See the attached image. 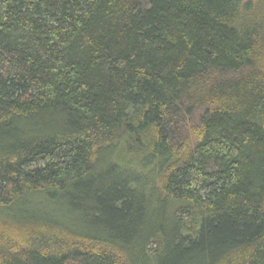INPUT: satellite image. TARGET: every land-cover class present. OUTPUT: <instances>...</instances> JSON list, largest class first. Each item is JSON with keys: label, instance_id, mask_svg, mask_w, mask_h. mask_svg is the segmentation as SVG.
<instances>
[{"label": "trees", "instance_id": "obj_1", "mask_svg": "<svg viewBox=\"0 0 264 264\" xmlns=\"http://www.w3.org/2000/svg\"><path fill=\"white\" fill-rule=\"evenodd\" d=\"M0 264H264V0H0Z\"/></svg>", "mask_w": 264, "mask_h": 264}]
</instances>
